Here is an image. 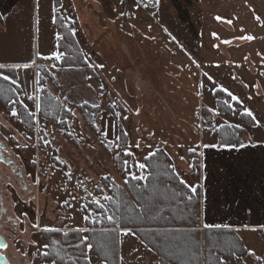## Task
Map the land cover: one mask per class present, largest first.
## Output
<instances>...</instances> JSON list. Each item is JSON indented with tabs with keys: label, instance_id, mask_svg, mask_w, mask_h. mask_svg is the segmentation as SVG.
I'll return each mask as SVG.
<instances>
[{
	"label": "rangeland",
	"instance_id": "rangeland-1",
	"mask_svg": "<svg viewBox=\"0 0 264 264\" xmlns=\"http://www.w3.org/2000/svg\"><path fill=\"white\" fill-rule=\"evenodd\" d=\"M238 1L22 0L3 19L0 63L34 62L33 68H0V73L16 80L25 112L34 114L27 125L17 107V115L12 116L0 102V141L22 167V180H18L0 163V193L19 223L9 238L14 264H49L41 260L45 227L86 233L88 226H96L100 207L92 201L105 206L104 196L111 195L113 185L124 186L132 178L129 171L145 176L134 161L144 163L149 152L167 153L174 171L188 185L197 174L198 152L189 151L196 149L194 133L207 140L208 129L226 125L242 129L245 124L250 126L248 133L263 137V127L250 125L251 117L244 115L242 120L240 114L245 108L252 111L251 92L261 102L255 100L254 107L261 104L264 112V72L253 78L259 88H245L240 94L243 105L230 97L233 114L218 110L204 75L212 49L235 54L237 39L250 36L252 29L264 34V12L259 23L242 20L240 24L236 18L244 7ZM74 4H79L78 18ZM246 12L253 15L252 10ZM56 16L73 21L83 64H66L63 59ZM53 52L62 53V58L48 59ZM41 97L47 101L52 97L58 106L56 120L43 117L35 108ZM255 109L261 112L260 107ZM120 131L127 134L122 142L132 156L115 148ZM87 254L92 264H104L93 248ZM118 260L119 264H159L135 234L120 231Z\"/></svg>",
	"mask_w": 264,
	"mask_h": 264
},
{
	"label": "trees",
	"instance_id": "trees-1",
	"mask_svg": "<svg viewBox=\"0 0 264 264\" xmlns=\"http://www.w3.org/2000/svg\"><path fill=\"white\" fill-rule=\"evenodd\" d=\"M56 17L63 59L66 64L72 61L83 64V54L72 33V24ZM0 90V102L9 111L17 107L21 122L28 125L33 117L18 101V87L0 78ZM213 94L218 110L234 113L222 103L231 102L227 93L216 89ZM51 98L47 101L41 97L40 114L56 120L58 106ZM240 116L243 120L244 115ZM249 124L255 125L252 118H249ZM216 132L219 146L241 144L243 129L239 127L226 125ZM154 152L155 156L148 155L144 159L145 179L129 178L124 186L113 185L111 199L106 200L104 208H99L101 218L96 226H88L86 233L79 230L42 232V240L48 245L45 248L48 256L43 255L42 262L92 264L87 254V245L91 244L97 258L104 264H119L118 232L122 226L133 229L136 237L155 253L159 264H227L228 259L248 256L244 243L234 230L200 229L199 186L191 188L178 176L167 153L161 149ZM108 215L115 217L116 221H109Z\"/></svg>",
	"mask_w": 264,
	"mask_h": 264
},
{
	"label": "crops",
	"instance_id": "crops-1",
	"mask_svg": "<svg viewBox=\"0 0 264 264\" xmlns=\"http://www.w3.org/2000/svg\"><path fill=\"white\" fill-rule=\"evenodd\" d=\"M21 1L0 0V25L3 19L19 7ZM239 3L244 8L238 7L243 12L238 11L236 20L240 24L245 20L254 25L259 23L264 12V0H241ZM77 5L79 4H74L73 8L76 18L79 16ZM244 9L245 12L252 10L253 15L247 16L246 12V16L241 18L240 14H245ZM66 22L73 23L70 18ZM250 36L253 39H237L235 54L230 50L227 56L224 51L217 52L215 49L208 53V74L213 78L212 81L208 80V87L213 91L220 89L232 93L238 97L240 105L244 104L240 97V94L245 93L242 91L245 88H259L253 78L264 72V34L252 29ZM75 38L79 41L77 36ZM24 64L34 67V62L0 63L12 68ZM245 73L251 75L244 78ZM251 94L252 96L248 95V101L252 104L251 112L255 117L253 121L256 126L260 124L264 129L263 108L261 104L254 107L255 100L258 103L260 98L256 93ZM214 99L213 95V101ZM258 107L261 112L255 109ZM221 115L217 117L222 118ZM256 126L253 128L256 129ZM248 127L250 126L242 125L241 144L244 147H240L241 144L219 146L217 130L208 129L207 140L193 134V144L198 152L195 153L197 163L194 164L197 174L193 181L187 183L200 188V229L234 230L248 251V256L228 259L227 264H245L247 260L254 264H264V133L262 139L256 138L258 136L248 133ZM217 225L219 227H215Z\"/></svg>",
	"mask_w": 264,
	"mask_h": 264
},
{
	"label": "snow or ice",
	"instance_id": "snow-or-ice-1",
	"mask_svg": "<svg viewBox=\"0 0 264 264\" xmlns=\"http://www.w3.org/2000/svg\"><path fill=\"white\" fill-rule=\"evenodd\" d=\"M218 19H219V18H218ZM242 39H248V40H251V39H253V37H251V36H247V37H242ZM37 55L39 56L40 54L37 53ZM62 56H63L62 53H59V52H53V53L51 54V57H48V59H51L52 57H54L56 60H60V59L62 58ZM3 67H4L3 65H0V68H3ZM15 67H16V68H21V67H22V68H24V69H27V68L29 67V65H28V64H24V65H16ZM99 67H103V65H99ZM204 75L207 77V79H208L209 81H212L213 78H212L211 76H209L208 73H204ZM0 78H2V79L5 80V81H8V80L11 79V77H10L9 75H3L2 73H0ZM11 83H12V84H16V80H15V79H11ZM101 87H103V85H101ZM12 90L14 91V89H12ZM0 91H2V90H0ZM225 91H226V90H225ZM228 95L231 97V100H232V101H236L237 103H241V102L239 101L238 97H236V96L233 95L232 93L229 92ZM28 99L31 100V99H33V97L29 96ZM35 99H36L37 101H39V100H40V97L37 96ZM13 103H15V102L13 101ZM222 103H223V104H224L229 110H233V111H234V109L232 108V105H231L230 103H228L227 101H223ZM35 108H36L37 110H40V109H41V104H40L39 102H37V103L35 104ZM26 111H27V109H26ZM137 111H138V110H137ZM241 114H242V115H247L248 117H251L253 120L255 119V117L253 116V113H252L249 109H247V108H245ZM11 115H12V116H16V115H17V111H16V108H15V107L12 108V110H11ZM28 115L31 117V116H33L34 114L31 113V112H28ZM115 115H116L117 117L120 116L119 113H116ZM124 118L126 119V117H124ZM258 123H259V122H257V124H258ZM112 127L115 128L116 125H112ZM229 127H232V126L229 125ZM236 127H239V126H236ZM212 130L215 131V128H213ZM105 135H107V134L105 133ZM126 135H127L126 133H122L121 135H117V136L115 137V141H114L113 143H114L116 149H123V153H124L126 156H132L133 154H132V152L130 151L129 147H128L127 145H125V144L122 142L123 139H124V137H126ZM140 146H141V145H140L139 141H137L136 144H135V147H136V148H139ZM222 146H227V145H222ZM244 146H245V145H243V144L240 145V147H244ZM149 147H151V146H149ZM204 147H209V145H204ZM211 147H216V145H211ZM110 150H111V149H110ZM195 150H196L195 148H190V149H189L190 152H195ZM117 155H120V153L118 152ZM149 155H150V156H155L156 153H155V152H149ZM124 164L127 165V160L124 161ZM134 165H135V167H137V168L140 169V170H143V169L146 167V164H145V163H140V162H138V161H134ZM131 166H132V165H128L129 169L131 168ZM128 175L132 176V178H133V179H136V180H142V179H145V178H146V177L143 176V175H137V174H135V173H132L131 171L128 172ZM105 179H107V177H105ZM193 192H195V189H193ZM104 199H105V200H109V199H111V197H109V196L106 195V196H104ZM92 203H96V204L98 205V207H100V208H103V207H104V205L99 204V201H95V200H94V201H92ZM84 218H85V219H88L87 216H85ZM106 218H107L109 221H113V222L116 221V218L113 217V216H111V215H108ZM33 227H37V228H38L39 225H33ZM215 227H219V226L217 225V226H215ZM43 230H44V231H57L56 229H54V228H49V227H45ZM79 231H84V229H80ZM120 232H121V234H123V235H127V234H129V233L135 234L134 231H133V229H132L131 227H125V226H122V227L120 228ZM85 239H86V238H85ZM141 242H143V240H141ZM6 247H7L6 244L0 243V248H6ZM43 247H44V248H47L48 245H44ZM76 247H79V245H76ZM87 247H88L89 249H92V248H93V246H92L91 244L87 245ZM43 255H44V256H48V253H47V252H44ZM258 259H259V258H258ZM52 264H56L55 260H53Z\"/></svg>",
	"mask_w": 264,
	"mask_h": 264
},
{
	"label": "flooded vegetation",
	"instance_id": "flooded-vegetation-1",
	"mask_svg": "<svg viewBox=\"0 0 264 264\" xmlns=\"http://www.w3.org/2000/svg\"><path fill=\"white\" fill-rule=\"evenodd\" d=\"M0 163L6 165L11 173L17 174L18 180H22V167L13 161L10 152L6 145L0 141ZM26 187V185H24ZM31 190V189H29ZM19 223L15 216H13L9 207L4 204L3 196L0 193V243L6 244V248H0V264H14L10 258V241L9 238L14 234ZM44 232V231H42ZM19 235V233H18Z\"/></svg>",
	"mask_w": 264,
	"mask_h": 264
}]
</instances>
